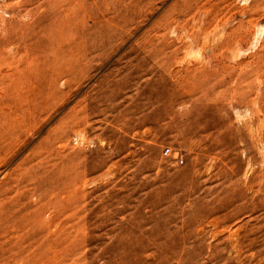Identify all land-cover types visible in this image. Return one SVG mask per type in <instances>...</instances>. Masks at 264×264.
I'll return each instance as SVG.
<instances>
[{
  "label": "rangeland",
  "instance_id": "1",
  "mask_svg": "<svg viewBox=\"0 0 264 264\" xmlns=\"http://www.w3.org/2000/svg\"><path fill=\"white\" fill-rule=\"evenodd\" d=\"M4 119L0 264H264V0H0Z\"/></svg>",
  "mask_w": 264,
  "mask_h": 264
},
{
  "label": "bare ground",
  "instance_id": "2",
  "mask_svg": "<svg viewBox=\"0 0 264 264\" xmlns=\"http://www.w3.org/2000/svg\"><path fill=\"white\" fill-rule=\"evenodd\" d=\"M187 1V0H186ZM188 2H190V1H188ZM191 4V3H190ZM189 3H186L185 2V4H183L182 6H181V8H180V13L176 16V17H174L173 18V21L175 22V23H178V22H180V16H182V15H184L189 9H190V5ZM127 16V15H126ZM197 20V19H196ZM188 22V21H187ZM170 23V22H169ZM185 23V22H184ZM183 24V23H182ZM185 25V24H184ZM182 26V25H181ZM95 28V27H94ZM188 28H191V27H188ZM203 29H204V27H202ZM200 29V28H199ZM201 30V29H200ZM197 34V33H196ZM204 34V33H203ZM115 38V37H114ZM105 39V38H104ZM77 43V42H76ZM99 43V42H98ZM151 43V42H150ZM153 43V42H152ZM196 43H198V40L196 39L195 41H194V44H196ZM96 44V43H95ZM89 46V45H88ZM154 46H155V44H154ZM144 49L146 50V43L144 44ZM158 49V48H157ZM161 54V53H160ZM84 62V61H83ZM202 73V72H201ZM49 74H50V72H49ZM30 82L31 83H29V85H31L32 86V80H30ZM72 82V81H71ZM26 83V82H25ZM53 83V82H52ZM211 83V82H210ZM45 85V84H44ZM24 86V85H23ZM22 86V87H23ZM21 87V86H20ZM25 87V86H24ZM55 88V87H54ZM211 88V87H210ZM22 89V88H21ZM24 89V88H23ZM37 96H35V97H32V99H29V102L28 103H36V102H41V101H44V102H46V100H48V99H50L51 98V96L52 95H54L55 93L54 92H52V91H49V90H47L46 88H44L42 85H38L37 86ZM53 89V88H52ZM200 89V88H199ZM54 90V89H53ZM26 92V91H25ZM57 93V92H56ZM33 95V94H32ZM46 95H47V97H48V99L46 98ZM203 95V94H202ZM31 96V95H30ZM29 98V97H28ZM27 98V99H28ZM173 99V98H172ZM20 101H22V100H20ZM26 102V101H25ZM49 102H51V101H49ZM38 104V103H37ZM37 104H35V105H37ZM25 106H28V104L26 105V103H25ZM39 106V104L37 105V107ZM45 106H46V104H45ZM31 107H33V106H31ZM23 108V107H22ZM17 109V108H16ZM24 109V108H23ZM28 111H29V109H27ZM29 113V112H28ZM33 114V113H32ZM29 115V114H28ZM31 116V115H30ZM29 116V117H30ZM34 116V115H33ZM19 117H20V115H19ZM32 118V117H31ZM30 118V119H31ZM15 119V118H14ZM22 119L23 120H25L26 118L24 117V116H22ZM22 120V121H23ZM4 121L5 122H7L10 126H7V125H5V126H3V127H1L0 128V141H11V140H15V139H19V136H20V134H21V132L20 131H18L17 129L15 130L14 128H12L11 127V123L14 121L13 119H4ZM19 122L21 121V120H18ZM1 122H3V121H1ZM16 122V121H15ZM25 122H26V120H25ZM24 123V122H23ZM29 123H31V122H29ZM78 124V123H77ZM22 125V124H21ZM15 126H16V124H15ZM17 126H19V125H17ZM22 126H24V125H22ZM26 126H27V124H26ZM11 143H12V141H11ZM8 145H6V142H4L2 145H0V155L1 154H3V153H5V152H7L8 151V147H7ZM7 154H8V152H7ZM9 154H10V152H9ZM5 155H6V153H5ZM4 155V156H5ZM8 156V155H7ZM6 156V157H7ZM13 174V173H12ZM10 175V174H9ZM8 175V176H9ZM20 176V175H19ZM12 180H13V178H12ZM18 186L16 185V184H14V185H6L5 187H3V188H0V208H3L4 206H6V205H8V196H10L9 195V193H11V192H14L15 191V189L17 188ZM66 188V187H65ZM11 197V196H10ZM12 198V197H11ZM20 201V200H19ZM8 202V203H7ZM69 202L70 201H58L57 202V204H58V206L63 210V212L62 213H65V214H67L68 215V217H76V216H78V215H80L79 214V207L77 206V205H75V207H73V209H71V210H68V208H67V205L69 204ZM21 203V202H20ZM10 204V203H9ZM24 204V203H23ZM79 204V203H78ZM80 206V205H79ZM59 215V214H58ZM67 217V216H66ZM80 217V216H79ZM78 217V218H79ZM58 218V217H57ZM24 219V214H22L21 212H19L18 213V215H17V218H16V220H18L19 222L20 221H22ZM14 221V220H13ZM14 223V222H13ZM40 223V222H39ZM44 225V224H43ZM62 225V224H61ZM70 226V225H69ZM60 227V226H59ZM65 227V226H64ZM57 229V228H56ZM76 229V228H75ZM26 230V229H25ZM72 230V229H71ZM54 232V231H53ZM42 235H44V234H42ZM72 236V235H71ZM30 243V242H29ZM13 254H15V253H13ZM213 255V254H212ZM40 260V259H39ZM195 260V259H194Z\"/></svg>",
  "mask_w": 264,
  "mask_h": 264
},
{
  "label": "built area",
  "instance_id": "3",
  "mask_svg": "<svg viewBox=\"0 0 264 264\" xmlns=\"http://www.w3.org/2000/svg\"><path fill=\"white\" fill-rule=\"evenodd\" d=\"M170 150L168 148L164 149V155L169 154ZM179 162L182 163V159H179Z\"/></svg>",
  "mask_w": 264,
  "mask_h": 264
}]
</instances>
